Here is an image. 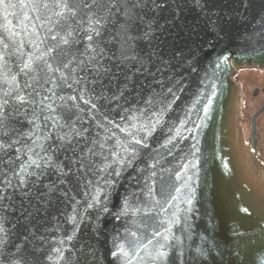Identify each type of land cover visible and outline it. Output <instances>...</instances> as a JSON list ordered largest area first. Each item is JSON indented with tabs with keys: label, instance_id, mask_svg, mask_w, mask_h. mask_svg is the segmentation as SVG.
I'll list each match as a JSON object with an SVG mask.
<instances>
[{
	"label": "water",
	"instance_id": "95a60500",
	"mask_svg": "<svg viewBox=\"0 0 264 264\" xmlns=\"http://www.w3.org/2000/svg\"><path fill=\"white\" fill-rule=\"evenodd\" d=\"M6 2L16 7L0 5V52L4 54L0 97L11 88L23 89L30 83L31 74L20 70L29 55H39L53 43L49 29L57 19L52 15L57 9L51 6L36 13L30 6L19 7L21 0ZM38 15L41 19H36ZM140 16L129 21L124 34L131 37L126 48L129 56H136L135 61L121 60L123 41L117 33L122 20L113 17L106 25L101 47L106 53L105 66L111 67L112 73L104 78V98L94 101L99 111L84 119L92 137L98 135L105 142L104 156L114 150L117 141L126 144L133 136L144 139L147 147L136 146L137 156L130 166L113 165L121 171L118 177L110 175L111 170L88 175L92 186L75 176L59 184L61 178L55 170L44 169L39 181L29 186L32 194L23 207L16 196L4 212L6 235L0 234L4 239L0 264L15 260L20 264H154L148 253L154 252L161 240L155 233L165 230L170 237L179 238L180 244L175 240L170 243L183 250L182 264H264V163L244 141L242 94L234 78L241 69H264V0H166L162 9L153 10L149 5L140 10ZM49 18L53 23L41 26ZM76 48L82 51L83 43L73 46ZM140 60L148 62L155 78L136 73ZM12 76L18 85L5 82ZM169 77L182 78L183 91L175 90L178 99L169 103L173 99L169 96L155 105H145L148 86L155 87L159 79L167 83ZM54 90L55 105L63 103L58 97L74 94L67 89ZM119 90L124 91V97L111 101ZM13 103L9 105L8 126L15 130L11 134L15 138L32 130L25 119V112L30 118L31 107L25 105L17 113L12 110ZM162 108L163 116L155 123L152 113ZM129 115H135L136 120L121 119ZM96 121L108 131L97 127ZM149 121L155 124L154 129ZM39 123L43 131L44 123ZM142 124L151 130L150 135L141 130ZM172 137L175 139L167 143ZM25 140L31 143L23 137L21 144L9 149L17 167L27 159L26 149L20 153L14 149L22 147ZM55 143L54 139L46 141V145ZM115 150L119 152V148ZM125 155L120 152L121 157ZM53 156L64 159L62 151L53 152ZM101 159L97 157V162ZM106 180L112 183L106 184ZM51 185L56 190L48 193L46 186ZM96 187L102 190L100 204L88 208ZM126 198L129 207L138 211L117 219ZM104 207L107 212L102 211ZM120 244L128 255L112 256ZM197 246L209 249L204 257L196 255ZM169 253L168 264H181L172 248Z\"/></svg>",
	"mask_w": 264,
	"mask_h": 264
},
{
	"label": "snow or ice",
	"instance_id": "6c2138e0",
	"mask_svg": "<svg viewBox=\"0 0 264 264\" xmlns=\"http://www.w3.org/2000/svg\"><path fill=\"white\" fill-rule=\"evenodd\" d=\"M243 2L244 0H241V3ZM165 3L166 0H27V3L21 0L19 7L30 6L31 10L36 13H39L41 9L48 10L50 6L57 9L52 13L57 19L54 23L51 18L42 21L41 26L44 23H53V27L49 29V32L52 33L49 38L53 43L48 45L46 50L39 55H29L20 70L26 75L31 74L30 83H26L23 89L18 86L11 88L4 93V97H0V234L6 235L3 225L4 212L12 206L16 196L21 198V207H23V201L32 194L29 186H34L39 181L40 176L44 174V169L55 170L58 177L61 178L59 184H65L71 177L75 176L78 181L84 179L87 186H92V181L86 179L88 175L96 176L111 170L109 174L118 177L121 171L113 168V165L130 166L137 156L136 146L147 147L144 139H136L133 136L132 140L126 144L117 141L116 145L113 146L114 150L104 156L105 142L101 141L98 135L92 137L90 128L85 126L84 116L99 111L94 101L104 98V89L106 88L104 78L112 73V68L105 66L106 53L101 47V39L106 30V25L113 17L122 20L120 31L117 33L123 41L121 60L135 61L137 60L136 56L127 54L126 46L131 37L124 35L128 31L129 21L141 19L140 10L149 5L155 10L157 8L162 9ZM0 5H3L5 9L16 7L6 0H0ZM25 19H28L27 14H25ZM36 19H41V17L38 15ZM151 31L152 29L149 27V32ZM33 32H37L35 25H33ZM147 35L148 33H145V36ZM37 39H39L38 33ZM80 43H83V50L81 51L79 48L73 50V46ZM4 47L7 48L8 45L5 44ZM36 47L39 48V44H36ZM178 55L180 54L178 53ZM3 62L4 54L0 52V68L4 66ZM184 62L191 64V60L185 59ZM138 63L140 66L136 68V73L142 75L147 73L155 78L156 74L151 73L147 67L148 62L140 60ZM117 67L119 68V65ZM195 70L192 68V71ZM57 73L59 75H56ZM125 79L130 81L131 77L126 76ZM5 82L10 85H18L16 76L6 79ZM182 83V78L176 80L169 77L167 83L164 79L155 80V87L148 86L150 95L144 100V104L152 106L157 103L158 99H166L169 96L173 98L169 103H174L178 99L175 90L183 91ZM127 86L125 83L123 88L127 89ZM156 88H159L160 91L157 92ZM54 89H67L73 91L74 94L67 98L58 97L63 103L55 105L53 97L57 93ZM123 97L124 91L119 90L118 94H113L110 97V100L119 101ZM77 101L82 102L85 107L81 108ZM12 102H14L12 110L17 113L25 105L31 107L30 118L25 112V119L32 125V130L18 133L15 138L11 135L15 130L8 126L9 105ZM210 104L211 100L204 106L205 113H207ZM164 110L162 108L152 113L153 117L156 118L155 123L160 122ZM125 111L130 113L132 110L126 109ZM136 111L140 110L136 109ZM90 119L94 120L95 117L90 116ZM121 119L136 120V116L129 115L121 117ZM41 120L44 123L43 131H41L39 123ZM104 120H107L106 116ZM109 123L113 122L109 121ZM149 124L154 129L155 124L151 121ZM96 125L105 132L108 131L100 121H96ZM131 127L134 128L136 125L132 124ZM140 127L141 130L151 134L147 125L142 124ZM127 130L121 129V131ZM179 134L177 131L176 135ZM23 137H27L31 143L25 140L22 147L14 149L16 153L26 149L24 155L27 159L17 167L15 160L9 154V149H13L16 144H21ZM50 139L56 141L54 146L46 145V141ZM108 139L110 140L112 137L109 136ZM172 139L175 137L170 138L167 143H171ZM116 148H119V152L115 150ZM56 151L64 153L63 160L58 157L54 158L53 152ZM120 152L126 153V155L121 157ZM97 157H102L99 163ZM16 159H19V156ZM30 169L33 170L30 171ZM33 177L35 180L32 179ZM105 183L110 185L112 181L106 180ZM46 187L48 193L56 190L55 185ZM100 191H102L100 188H95V194L91 196V201L87 204L88 208L94 207V204H100ZM67 194V192L63 193V195ZM102 211L107 212L108 209L104 207ZM129 211L135 212L138 209H131L126 198L124 206L116 218L119 219L121 216L127 215ZM71 219L75 224L76 217L73 216ZM155 235L161 237V240L156 242L154 252L148 253L154 264H168L170 248L175 251V259L180 260L182 264L183 250L170 243V240H175L177 244H180L179 238L170 237L167 230L163 234L156 232ZM71 238L68 237V239ZM3 243V236H0V245ZM19 251L20 249H18ZM55 251L63 258L61 249L57 248ZM194 251L197 256L204 257L209 249L197 246ZM111 254L114 257L118 255L127 256L128 252L125 251L124 245L120 244L117 245V250ZM12 264H20V260H15Z\"/></svg>",
	"mask_w": 264,
	"mask_h": 264
},
{
	"label": "flooded vegetation",
	"instance_id": "af4514ba",
	"mask_svg": "<svg viewBox=\"0 0 264 264\" xmlns=\"http://www.w3.org/2000/svg\"><path fill=\"white\" fill-rule=\"evenodd\" d=\"M254 71L260 75L257 77ZM234 78L242 94L241 126L244 141L264 163V69H241Z\"/></svg>",
	"mask_w": 264,
	"mask_h": 264
},
{
	"label": "rangeland",
	"instance_id": "374dc122",
	"mask_svg": "<svg viewBox=\"0 0 264 264\" xmlns=\"http://www.w3.org/2000/svg\"><path fill=\"white\" fill-rule=\"evenodd\" d=\"M253 74H255L257 77L260 75L257 71H254Z\"/></svg>",
	"mask_w": 264,
	"mask_h": 264
}]
</instances>
